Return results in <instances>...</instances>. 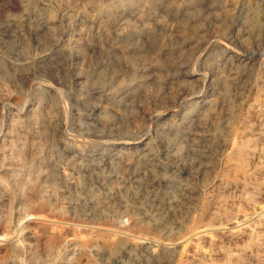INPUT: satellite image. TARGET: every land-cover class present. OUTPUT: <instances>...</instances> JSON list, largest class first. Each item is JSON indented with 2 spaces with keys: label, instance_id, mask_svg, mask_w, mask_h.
<instances>
[{
  "label": "rangeland",
  "instance_id": "obj_1",
  "mask_svg": "<svg viewBox=\"0 0 264 264\" xmlns=\"http://www.w3.org/2000/svg\"><path fill=\"white\" fill-rule=\"evenodd\" d=\"M263 126L264 0H0V264H264Z\"/></svg>",
  "mask_w": 264,
  "mask_h": 264
},
{
  "label": "bare ground",
  "instance_id": "obj_2",
  "mask_svg": "<svg viewBox=\"0 0 264 264\" xmlns=\"http://www.w3.org/2000/svg\"><path fill=\"white\" fill-rule=\"evenodd\" d=\"M129 2H133L134 0H128ZM250 24V23H249ZM250 28V27H249ZM264 127V126H263ZM248 128V127H247ZM244 136V135H243ZM240 138V137H239ZM246 138V137H245ZM22 140V139H21ZM246 140V139H245ZM243 143H245V142H243ZM255 143V142H254ZM263 143V142H262ZM251 145V144H250ZM261 145V144H260ZM2 146V145H1ZM20 146V145H19ZM254 146V145H253ZM264 146V145H263ZM247 147V146H246ZM2 148V147H1ZM242 148V147H241ZM244 148V147H243ZM247 148H249V147H247ZM260 149H261V147H259ZM258 148V149H259ZM9 149V148H8ZM242 151V150H241ZM13 152V151H12ZM261 153V152H260ZM263 153V152H262ZM244 154V153H243ZM238 155L241 157L242 156V153L241 152H239L238 153ZM249 155V154H248ZM18 156V155H17ZM16 156V157H17ZM13 159V158H12ZM12 161V160H11ZM232 161V160H231ZM236 163V162H235ZM6 165V164H5ZM262 165V164H261ZM232 167V166H231ZM3 170V169H2ZM256 172V171H255ZM6 173V172H5ZM11 175V174H10ZM90 175V174H89ZM248 175V174H247ZM246 176V175H245ZM15 177V176H14ZM249 177V176H248ZM28 179V178H27ZM237 179V178H236ZM30 180V179H29ZM224 181V180H223ZM238 181V180H237ZM244 181H245V179H244ZM250 181H251V178H250ZM240 182V181H239ZM0 183H1V179H0ZM237 183V182H236ZM2 188V187H1ZM23 188V187H22ZM229 188H230V186H229ZM8 193V192H7ZM8 195V194H7ZM22 207V206H21ZM2 214V213H1ZM24 220V219H23ZM120 220V219H119ZM125 220V219H124ZM241 224V223H240ZM241 226V225H240ZM198 227V226H197ZM207 230V229H206ZM12 231V230H11ZM116 231V230H115ZM240 232V231H239ZM204 233H206L205 232V230H202V231H200V232H198L197 233V237L199 238V237H201V236H203V234ZM191 236H192V234H191ZM206 236V235H205ZM193 237V236H192ZM81 238V237H80ZM132 239V238H131ZM1 241V240H0ZM133 241V240H132ZM214 241V240H213ZM223 247V246H222ZM183 248V247H182ZM216 248V247H215ZM48 249V248H47ZM115 250V249H114ZM240 250V249H239ZM225 251V250H224ZM227 253V252H226ZM90 254V253H89ZM206 259V258H205ZM203 262V261H202ZM196 263V262H195ZM194 263V264H195ZM200 263V262H199Z\"/></svg>",
  "mask_w": 264,
  "mask_h": 264
}]
</instances>
